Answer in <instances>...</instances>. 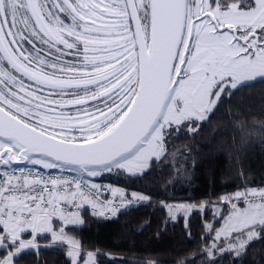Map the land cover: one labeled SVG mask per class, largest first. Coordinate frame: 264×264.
<instances>
[{
	"label": "snow or ice",
	"instance_id": "1",
	"mask_svg": "<svg viewBox=\"0 0 264 264\" xmlns=\"http://www.w3.org/2000/svg\"><path fill=\"white\" fill-rule=\"evenodd\" d=\"M258 79L264 0H0V264L50 248L66 264H102L103 253L82 251L75 238L81 208L103 216L99 209L120 207L99 199L97 180L144 173L166 158L181 128L194 133L224 98ZM13 162L48 171L26 173ZM219 201L160 207L214 208L202 255H220L205 264L231 252L237 264L264 240V186Z\"/></svg>",
	"mask_w": 264,
	"mask_h": 264
},
{
	"label": "trees",
	"instance_id": "2",
	"mask_svg": "<svg viewBox=\"0 0 264 264\" xmlns=\"http://www.w3.org/2000/svg\"><path fill=\"white\" fill-rule=\"evenodd\" d=\"M165 157L141 176L116 172L97 180L127 194L145 195L150 202L144 200L111 220L83 212L85 223L75 233L82 251L103 253L102 264H193L194 258V264H205L216 259L219 252L212 257L202 255L212 244L204 235L214 208L207 215L194 211L185 222L172 220L160 204L210 201L216 205L220 197L235 194L244 185L264 186V82L257 80L224 98L194 133L174 134L166 144ZM234 256L231 252L217 264H233ZM19 264H66V254L58 248L42 249L24 256ZM237 264H264V240L251 242Z\"/></svg>",
	"mask_w": 264,
	"mask_h": 264
},
{
	"label": "built area",
	"instance_id": "3",
	"mask_svg": "<svg viewBox=\"0 0 264 264\" xmlns=\"http://www.w3.org/2000/svg\"><path fill=\"white\" fill-rule=\"evenodd\" d=\"M19 168H23L25 170V172H29L30 170L35 172V171H40V172H44L46 173L47 171H44V170H41V169H38V168H35V167H32V166H29V165H24V166H12V169H19ZM54 175H65V176H70V175H74L73 173H69V172H62L61 170L59 171H52ZM19 174V173H17ZM105 190H108L107 187H103V189L101 190V195L99 197V199L101 201H103L105 204L108 203V201H112L114 205H120V207L117 208V211H116V214H112L108 208H103V209H99L100 211H103L105 214L103 216H100V215H96V216H100L104 219H113L117 216V214L129 207H132V206H138L140 204H142L143 202L142 201H133L131 204L128 203V200L127 198H122V197H118V198H113V196L110 194L109 191H105ZM106 197V198H105ZM130 198V196L128 197ZM121 199L124 200V204L121 205L120 204V201ZM75 211V209H73ZM85 210H88L90 212H92V209L90 206L86 207V208H81L80 209V212L82 211H85ZM93 213V212H92Z\"/></svg>",
	"mask_w": 264,
	"mask_h": 264
},
{
	"label": "rangeland",
	"instance_id": "4",
	"mask_svg": "<svg viewBox=\"0 0 264 264\" xmlns=\"http://www.w3.org/2000/svg\"><path fill=\"white\" fill-rule=\"evenodd\" d=\"M259 80V79H258ZM209 118V117H208ZM207 118V119H208ZM207 119H206V121H207ZM205 122V121H204ZM203 122H201L200 123V125L202 124ZM181 131H184L185 132V130L183 129V128H181L180 130H179V132H181ZM188 133H193L192 131H187ZM28 164V163H27ZM28 165H30V166H33V167H36V168H39V169H42V168H40V166H34V165H31V164H28ZM42 170H44V169H42ZM149 169H146L145 171H144V173L145 172H147ZM45 171H48V170H45ZM51 171H57V169H53V170H51ZM117 171H113L112 173H116ZM122 173H124V174H126V175H129V176H132V177H138V176H141V175H143L144 173H139V172H137V173H128V172H126V171H121ZM107 174H109V173H104L103 174V176L104 175H107ZM98 183H100V184H104V185H106L107 187H109V188H107L108 190H111V189H118L119 190V192H124V193H126L127 194V192H125V190L124 189H122V188H120V187H118V186H116V185H112V184H110V183H103V182H100V181H97ZM104 187V186H103ZM110 192V191H109ZM111 194V193H110ZM118 197H120L119 195H117L116 197H113V198H118ZM129 196H126L125 198H127V199H130V198H128ZM122 198H124V197H122ZM196 206H199V205H196ZM85 211H88V210H85ZM85 211H82V212H80L81 214L83 213V212H85ZM194 211H197V210H193V211H191V212H174V213H169L170 214V218L172 219V220H178L179 218H182L183 220H185V222H187V220L189 219V217L192 215V213L194 212ZM199 211H202V210H199ZM89 213H91V214H93L92 212H90V211H88ZM173 217H175V219L173 218ZM93 253H95V252H93ZM149 264H154V263H151V262H149Z\"/></svg>",
	"mask_w": 264,
	"mask_h": 264
},
{
	"label": "water",
	"instance_id": "5",
	"mask_svg": "<svg viewBox=\"0 0 264 264\" xmlns=\"http://www.w3.org/2000/svg\"><path fill=\"white\" fill-rule=\"evenodd\" d=\"M26 164H27V162H23V163L13 162L12 165H14V166H24V165H26Z\"/></svg>",
	"mask_w": 264,
	"mask_h": 264
}]
</instances>
